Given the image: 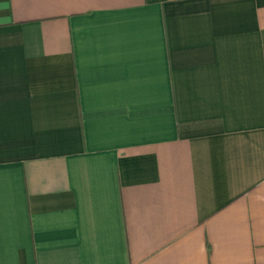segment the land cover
Returning a JSON list of instances; mask_svg holds the SVG:
<instances>
[{
    "label": "crops",
    "instance_id": "0c3cea01",
    "mask_svg": "<svg viewBox=\"0 0 264 264\" xmlns=\"http://www.w3.org/2000/svg\"><path fill=\"white\" fill-rule=\"evenodd\" d=\"M0 264H264V0H0Z\"/></svg>",
    "mask_w": 264,
    "mask_h": 264
}]
</instances>
